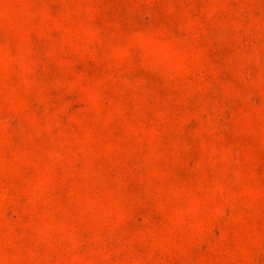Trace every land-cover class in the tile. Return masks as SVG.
Returning <instances> with one entry per match:
<instances>
[{"label": "clouds", "instance_id": "1", "mask_svg": "<svg viewBox=\"0 0 264 264\" xmlns=\"http://www.w3.org/2000/svg\"><path fill=\"white\" fill-rule=\"evenodd\" d=\"M0 264H264V0H0Z\"/></svg>", "mask_w": 264, "mask_h": 264}]
</instances>
